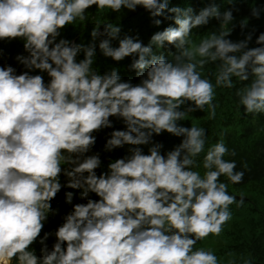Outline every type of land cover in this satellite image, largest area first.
I'll return each mask as SVG.
<instances>
[{"label":"clouds","instance_id":"clouds-1","mask_svg":"<svg viewBox=\"0 0 264 264\" xmlns=\"http://www.w3.org/2000/svg\"><path fill=\"white\" fill-rule=\"evenodd\" d=\"M237 2L228 0L221 12L208 0L195 12L170 7V0H0V42L22 40L28 54L16 57L20 74L0 66V264H221L211 249L195 246L219 236L231 219L229 206L244 203L220 181L223 176L240 184L244 172L224 159L236 153L223 139L205 151V129L180 122L205 106L215 118V87L237 82L243 85L236 92L238 109L264 114V33L255 47H249L255 29L242 40L230 39ZM93 6L107 13L141 7L156 26L162 23L157 17H171L175 26L155 32L147 45L121 38L114 23L93 26L87 44L61 38L77 21L85 26ZM262 11L253 7L251 17L259 19ZM212 20L218 29L195 44L194 30ZM97 40L103 57L133 58L139 83L122 80L116 68L101 74L93 67ZM165 45L175 49L170 58L153 53V46ZM209 63L216 66L215 86L198 71ZM113 117L124 127L110 133L104 150L128 146V154L97 174L100 155H89L94 133L113 128ZM164 133L182 139L162 154L154 137ZM201 153L203 174L194 170ZM62 188L80 190L87 202L64 216L49 249L52 234L41 232ZM65 197L71 203L73 193ZM37 241L39 256L30 250Z\"/></svg>","mask_w":264,"mask_h":264},{"label":"trees","instance_id":"trees-1","mask_svg":"<svg viewBox=\"0 0 264 264\" xmlns=\"http://www.w3.org/2000/svg\"><path fill=\"white\" fill-rule=\"evenodd\" d=\"M220 4L221 12L226 10L228 0H214ZM208 0H170V7L178 6L180 8L191 7L195 12L207 6ZM253 7L264 8V0H238L235 4L234 23L236 25L230 39L239 41L245 38L249 32H253V39L249 47H255V39L260 33H264V11L260 13L259 19L251 17V9ZM88 21L86 25L79 26L81 22L77 21V25L68 26L61 33V38L74 41L76 43L87 44L90 42V33L93 26L98 23H114L121 26V38L125 35L138 38L143 44L147 45L151 36L162 31L165 27L175 26L171 17H157L161 19L160 26H156L153 22L154 18L150 17L143 8L137 7L135 11L122 9L119 13L108 12L107 10L96 11L95 6L87 10ZM168 14L166 13V16ZM246 23L242 29L241 23ZM219 22L212 20L205 28L194 30L190 37L195 44H199L202 38H205L208 31L218 29ZM231 27V25H229ZM97 43V52L93 67L101 74L110 72L113 68L118 69V74L122 80L131 81L133 84L139 83V78L134 70L130 68L132 57L125 58L121 62H114L110 58H105L99 52ZM113 46H118V41H113ZM169 52H175L170 45H165L161 49L153 46V53L156 55H165L169 57ZM18 55L27 56L23 49L22 40H13L11 42H0V66H12L16 69L17 74L24 71V68L16 60ZM80 58H83L81 54ZM202 78L209 79L215 86L216 66L207 64L203 69H198ZM36 74V73H33ZM45 80L47 76L45 74ZM243 85L236 83L234 88L215 87L213 103L217 105L216 116L211 118L208 108L205 106L203 111H195L189 113L186 121H182L184 126H197L205 129L207 140L205 151L211 145L223 139L226 146L230 150H234L235 156H225L226 160H235L237 171L244 172L243 182L240 184H231L225 177H221L220 181L228 184V194L235 196L237 202L243 198L244 203L237 207L234 203L229 206L231 219L222 226V232L219 236H209L204 241L197 242L195 248H206L207 243L215 242L216 246L211 249L217 255L221 264H227L228 260H235L236 264H243L244 260H249L251 264H264V114L244 115L243 109H238L237 90ZM113 122V128L104 129L97 133L96 143L89 153H99L102 161L97 174L106 171L110 161L122 158L128 154V146L121 149H115L111 152L104 150L106 140L110 138L113 130H122L123 122L117 118H110ZM182 138L171 136L164 133L154 137V140L163 144L162 154L172 150L180 143ZM147 154V146L144 147ZM204 153L197 157L201 167L198 170L203 174L202 161ZM246 163L247 167L243 165ZM61 183H66V179L62 176ZM66 192L73 193L71 203H66ZM91 199H98L94 194H90ZM86 200L80 198V190L62 188L57 196L51 201L52 212L48 215V219L44 224L41 237L44 233H51L46 241L49 249L55 243V231L63 223V218L73 208L75 204L86 203ZM204 244L205 246H201ZM41 245L37 241L30 246V250H34L37 256L40 255ZM228 253H232L231 256Z\"/></svg>","mask_w":264,"mask_h":264},{"label":"rangeland","instance_id":"rangeland-1","mask_svg":"<svg viewBox=\"0 0 264 264\" xmlns=\"http://www.w3.org/2000/svg\"><path fill=\"white\" fill-rule=\"evenodd\" d=\"M201 246H205L204 244H202ZM216 246L215 242H210V243H207L206 245V250L208 249H213L214 247Z\"/></svg>","mask_w":264,"mask_h":264}]
</instances>
